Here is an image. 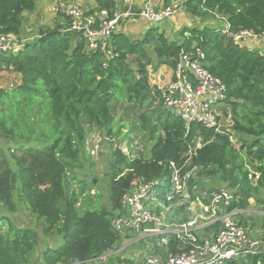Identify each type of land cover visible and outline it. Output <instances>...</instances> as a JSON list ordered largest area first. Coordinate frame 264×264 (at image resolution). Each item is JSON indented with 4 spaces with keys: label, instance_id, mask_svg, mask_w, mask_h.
Returning a JSON list of instances; mask_svg holds the SVG:
<instances>
[{
    "label": "trees",
    "instance_id": "obj_1",
    "mask_svg": "<svg viewBox=\"0 0 264 264\" xmlns=\"http://www.w3.org/2000/svg\"><path fill=\"white\" fill-rule=\"evenodd\" d=\"M94 1L89 12L114 15L116 0ZM182 3L179 13L220 16L233 34L249 30L257 36L253 39L264 37V0ZM38 9L37 0H0V34L16 40L12 50L0 51V74L11 71L17 78L13 87L0 83V137L12 144L9 153L0 145V206L16 211L19 196L49 222L47 231L64 239L43 252V264H93L120 249L123 240L113 219L123 195L137 180L167 181L169 163L183 161L191 146L196 148L191 164L199 167V190L216 189L217 182L226 185L234 194L230 208L242 211L239 221L249 233L246 210L256 199L264 242V54L247 45L251 37L236 42L223 28L204 25L184 26L179 38H172L158 30V22L146 20L150 26L141 39L131 38L122 31L126 25L120 26L108 59L87 47L82 30L73 29L71 16L62 10L53 25H40L34 36L25 37L27 16ZM196 47L205 52V66L227 86L224 117L230 113L229 127L224 123L219 129L207 128L195 122L187 133L183 120L164 108L160 87L151 84L150 66L155 71L162 66L173 69L182 49ZM121 107L142 110L141 127L155 140L151 155L131 158L115 146L109 161L110 206L83 209L77 205L79 196L94 181L76 191L70 178H77L91 127L115 135V113ZM201 176L212 178L215 186L203 185ZM4 219L8 226L0 232V264H34L38 233L0 217ZM223 264H264V248Z\"/></svg>",
    "mask_w": 264,
    "mask_h": 264
},
{
    "label": "built area",
    "instance_id": "obj_2",
    "mask_svg": "<svg viewBox=\"0 0 264 264\" xmlns=\"http://www.w3.org/2000/svg\"><path fill=\"white\" fill-rule=\"evenodd\" d=\"M116 2L117 9L111 17L106 10L89 12L93 8L89 6L85 9L75 6L68 12L72 28L82 30L87 47L99 50L108 59L114 54V34L124 22L131 18L160 22L183 8L182 1L161 7H156L152 0ZM223 33L236 42L257 37L249 30L233 34L228 23ZM15 41L14 36L0 34V51L12 50ZM205 58L200 47L191 51L182 49L167 84L159 86L164 108L183 120L187 133L192 123L219 129L230 118V113L224 117L228 108L227 86L205 66ZM197 146H201L200 142ZM195 150L191 146L183 161L169 163L167 181L137 180L133 190L123 195L113 226L127 241L115 251L124 253L122 260L110 264H223L264 248H258L247 228L240 224L238 216L242 211L230 208L233 192L222 187L199 190L196 183L199 167L191 164ZM133 231L139 238L131 245L145 239L151 249L149 253L127 252Z\"/></svg>",
    "mask_w": 264,
    "mask_h": 264
},
{
    "label": "rangeland",
    "instance_id": "obj_3",
    "mask_svg": "<svg viewBox=\"0 0 264 264\" xmlns=\"http://www.w3.org/2000/svg\"><path fill=\"white\" fill-rule=\"evenodd\" d=\"M39 3V9L27 16V21L25 25V37H32L36 34V30L40 25H53L54 17L58 10H62L68 14L69 10L77 6L80 8L94 7L91 5V0H37ZM188 18L191 19V22H185L181 25V28L184 26L202 27L204 25L218 26L223 28V19L220 16L210 18V17H192L185 10L182 11ZM174 16L171 18L164 19L158 23L156 26L159 31H166L167 34L172 38H179V30L176 31V24L174 23ZM149 28V27H148ZM122 31L128 34L131 38H142V35L130 34L128 30L123 26ZM223 32V31H222ZM252 39V40H251ZM248 39L246 41L247 45L250 47L258 48L264 54V37L262 39ZM154 55H152L153 57ZM150 72V81L151 84L157 86H164L168 82V78L171 75L172 68L168 66H162L158 71H155L153 67H149ZM17 78L13 72H2L0 74V83L5 86L13 87L12 84H16ZM125 107L119 108L116 115V123L113 127L115 135L111 136L107 133V128H101L97 125H94L89 130V135L86 140V154L81 157L80 166L76 168L77 178H70V182L73 185V188L76 191L82 187L87 186L88 183L93 179L94 186L90 189H86L83 194L79 196L77 205L82 206L83 209L87 206L98 208L101 205L110 206V165L109 161L111 159V152L115 146H119L122 150L128 154L131 158L138 156L149 157L151 155V149L155 140L151 138L150 133L147 130L142 129L141 120L139 117L140 111L142 110H125ZM227 127L232 125V118H226L224 121ZM234 144L239 147V143L236 142L234 138ZM113 142L114 144H112ZM0 145H2L7 152L9 153L10 149L8 148L12 144L7 142L4 138L0 137ZM202 184L206 187L218 185V188H226V185H223L220 182L214 183V180L208 176H201ZM207 180V181H205ZM209 180V181H208ZM216 188V187H214ZM88 193L91 194V197L88 198ZM18 198V199H17ZM17 209L14 212L7 210L5 207L0 206V217L8 216L10 220L17 227H30L36 230L38 233V244L35 251V254L32 259L34 264H43L42 255L47 248L58 247L64 243V239L53 232L47 231L49 222L39 215L33 213L30 208L22 203L17 196ZM91 200V201H90ZM251 207L246 210L248 216L247 227L250 230V235L253 239V242L258 248L264 245L263 242V231L261 228L260 218L258 216L261 206L258 204L256 199H251ZM149 208H152L150 203H147ZM241 217L238 216V219ZM8 222L0 220V232L6 231ZM130 240V246L127 247V252H132L134 250H146L147 253L150 252L149 245L145 239L141 241H136L132 244L134 240L139 238L136 231H133ZM123 241H127L122 239ZM263 243V244H262ZM128 244V245H129ZM125 246V243L121 244ZM121 247V248H122ZM112 256V258L110 257ZM124 255L122 252L116 253L115 250L110 254L103 256L99 259H94L93 264H110L111 262L118 261L119 256Z\"/></svg>",
    "mask_w": 264,
    "mask_h": 264
},
{
    "label": "crops",
    "instance_id": "obj_4",
    "mask_svg": "<svg viewBox=\"0 0 264 264\" xmlns=\"http://www.w3.org/2000/svg\"><path fill=\"white\" fill-rule=\"evenodd\" d=\"M153 4L156 7H159L162 3H164L165 0H152ZM183 1V0H181ZM91 5H96L94 0H91ZM174 23L176 24V31L181 28V25L184 24L185 22H191V19L184 14V12L179 13L178 15L174 16ZM122 25H126L125 28L128 30L130 34H135V35H142L144 32L147 30V28L150 26L149 23H147L146 20L143 19H133L131 18L130 20L124 22Z\"/></svg>",
    "mask_w": 264,
    "mask_h": 264
},
{
    "label": "water",
    "instance_id": "obj_5",
    "mask_svg": "<svg viewBox=\"0 0 264 264\" xmlns=\"http://www.w3.org/2000/svg\"><path fill=\"white\" fill-rule=\"evenodd\" d=\"M94 182H95V180H94Z\"/></svg>",
    "mask_w": 264,
    "mask_h": 264
}]
</instances>
